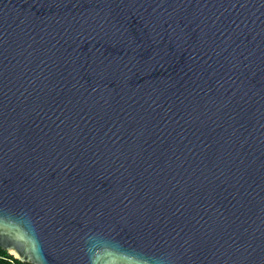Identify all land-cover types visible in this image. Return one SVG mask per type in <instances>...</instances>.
<instances>
[{
	"label": "water",
	"instance_id": "obj_1",
	"mask_svg": "<svg viewBox=\"0 0 264 264\" xmlns=\"http://www.w3.org/2000/svg\"><path fill=\"white\" fill-rule=\"evenodd\" d=\"M0 247L264 264V0H0Z\"/></svg>",
	"mask_w": 264,
	"mask_h": 264
},
{
	"label": "trees",
	"instance_id": "obj_2",
	"mask_svg": "<svg viewBox=\"0 0 264 264\" xmlns=\"http://www.w3.org/2000/svg\"><path fill=\"white\" fill-rule=\"evenodd\" d=\"M0 264H32L16 258L9 251L0 247Z\"/></svg>",
	"mask_w": 264,
	"mask_h": 264
}]
</instances>
